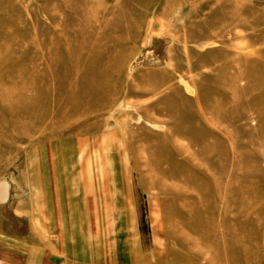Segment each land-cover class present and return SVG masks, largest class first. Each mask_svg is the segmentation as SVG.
Wrapping results in <instances>:
<instances>
[{
	"label": "rangeland",
	"instance_id": "374dc122",
	"mask_svg": "<svg viewBox=\"0 0 264 264\" xmlns=\"http://www.w3.org/2000/svg\"><path fill=\"white\" fill-rule=\"evenodd\" d=\"M182 249L264 264V0H0V264Z\"/></svg>",
	"mask_w": 264,
	"mask_h": 264
},
{
	"label": "crops",
	"instance_id": "0c3cea01",
	"mask_svg": "<svg viewBox=\"0 0 264 264\" xmlns=\"http://www.w3.org/2000/svg\"><path fill=\"white\" fill-rule=\"evenodd\" d=\"M126 252L130 253V251H127V250H126ZM169 252H171L172 254H174L173 249L170 250V251H167L166 252L167 255H168ZM181 253H184V254L180 255L181 260H179V262L177 264H188L189 262L193 261V258L194 257L191 254H189L188 252H186V251H184L182 249V252ZM161 259H162V256H161ZM171 259H173V261H174V255L173 256L172 255H169L167 257V261L169 260L167 264H173V262H170ZM123 262L125 263V260ZM128 263H126V264H128ZM160 264H163V260L161 261Z\"/></svg>",
	"mask_w": 264,
	"mask_h": 264
}]
</instances>
